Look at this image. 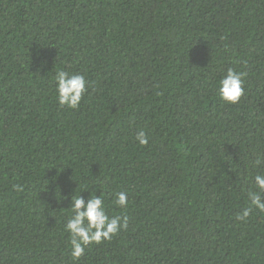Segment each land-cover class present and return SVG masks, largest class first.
<instances>
[{"label":"trees","instance_id":"1","mask_svg":"<svg viewBox=\"0 0 264 264\" xmlns=\"http://www.w3.org/2000/svg\"><path fill=\"white\" fill-rule=\"evenodd\" d=\"M0 264H264V0H0Z\"/></svg>","mask_w":264,"mask_h":264}]
</instances>
